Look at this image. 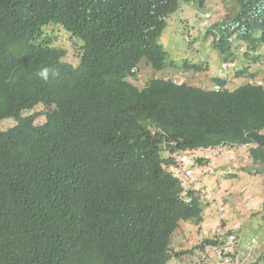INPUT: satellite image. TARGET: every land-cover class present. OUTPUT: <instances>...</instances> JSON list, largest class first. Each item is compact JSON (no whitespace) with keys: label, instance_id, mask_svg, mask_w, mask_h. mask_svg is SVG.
<instances>
[{"label":"trees","instance_id":"obj_1","mask_svg":"<svg viewBox=\"0 0 264 264\" xmlns=\"http://www.w3.org/2000/svg\"><path fill=\"white\" fill-rule=\"evenodd\" d=\"M206 1L0 0V122L15 121L0 130V264H167L183 252H171L180 222L200 224L205 208L169 170L175 155L247 146L264 173V85L127 79L142 60L165 68L168 16ZM232 1L204 37L221 55L233 41L258 52L264 0ZM52 24L81 42L76 65L43 33ZM38 104L42 123L26 114ZM218 227L197 246L221 247L232 233Z\"/></svg>","mask_w":264,"mask_h":264},{"label":"rangeland","instance_id":"obj_2","mask_svg":"<svg viewBox=\"0 0 264 264\" xmlns=\"http://www.w3.org/2000/svg\"><path fill=\"white\" fill-rule=\"evenodd\" d=\"M233 11L232 0H207L198 8L192 3H181L179 9L167 18L159 42L167 51V66L153 70L142 60L136 76L128 77L138 87L151 77L170 78L174 82L206 89L214 88V77L227 80V87L234 89L250 81L247 76L236 77L237 70L247 67V72L256 75L264 85V45L258 52H247V48L233 41L231 55L222 54L213 48L211 35L204 37L207 25L222 21ZM44 34L54 37L53 44L66 50L64 60L76 65L79 61L77 39L59 25L43 28ZM194 65H201L197 68ZM253 78L252 80H254ZM45 106L38 104L26 114L38 113L36 123L44 121L41 112ZM12 118L0 122V130L13 126ZM207 170L187 182L190 188L200 191L204 204L203 220L200 224L181 221L173 235L172 251L181 252L171 257L167 264H220L223 248L197 246L207 236L212 226H220L234 234L231 252L234 264H264V173L248 158V147L219 146L198 150ZM223 259V258H222Z\"/></svg>","mask_w":264,"mask_h":264},{"label":"built area","instance_id":"obj_3","mask_svg":"<svg viewBox=\"0 0 264 264\" xmlns=\"http://www.w3.org/2000/svg\"><path fill=\"white\" fill-rule=\"evenodd\" d=\"M258 84H262V81L258 80ZM219 86H215V89H218ZM176 164H172L169 166V170L172 172L173 176L178 178L181 181L182 185H187V182L194 177L202 174V172L207 170L206 166H201L196 162V155L192 153H182L175 155ZM220 233V228L216 226H212L208 232H205L207 236H217ZM224 244H222L221 248H223V261L227 262L230 260L228 254L231 252V244L234 241V235L230 234L226 236Z\"/></svg>","mask_w":264,"mask_h":264},{"label":"clouds","instance_id":"obj_4","mask_svg":"<svg viewBox=\"0 0 264 264\" xmlns=\"http://www.w3.org/2000/svg\"><path fill=\"white\" fill-rule=\"evenodd\" d=\"M231 41H233V40H231ZM48 73H49V70L48 69H43V70H41L39 73H38V75L40 76V78H42L43 80H48V78H49V75H48ZM53 75H55V73H53ZM250 81H255L256 83H257V81H258V79H254V80H250ZM261 81V80H260ZM258 84V83H257ZM262 85H263V82H262ZM216 86V85H215ZM215 86H214V88H215Z\"/></svg>","mask_w":264,"mask_h":264}]
</instances>
